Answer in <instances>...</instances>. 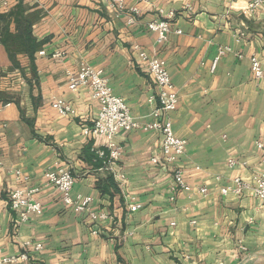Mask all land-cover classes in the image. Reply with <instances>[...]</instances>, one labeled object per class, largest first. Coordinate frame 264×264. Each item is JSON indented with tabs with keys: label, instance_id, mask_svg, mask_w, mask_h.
Segmentation results:
<instances>
[{
	"label": "crops",
	"instance_id": "0c3cea01",
	"mask_svg": "<svg viewBox=\"0 0 264 264\" xmlns=\"http://www.w3.org/2000/svg\"><path fill=\"white\" fill-rule=\"evenodd\" d=\"M5 1L0 13L19 0ZM250 1L124 0L135 15L102 0H22L41 45L33 61L19 54L13 66L0 44V259L26 252L17 264H264V203L250 190L221 192L235 178L250 182L264 156V80L250 69L253 56L264 69V3L248 13ZM155 18L169 19L162 44L146 27ZM134 46L165 64L179 94L169 117L187 142L179 167L190 191L175 186L161 161L151 163L160 157L161 134L138 129L115 137L120 185L109 183L97 155L106 139L82 132L98 105L87 88L67 87L81 64L101 69L141 124L152 121L155 82ZM55 100L75 116L58 113ZM58 168L72 172V194L91 197V211L106 218L92 221L62 203L43 182L44 171ZM17 170L26 180H16ZM19 187L38 189L33 198L44 207L24 224L9 208ZM26 242L43 248L25 250Z\"/></svg>",
	"mask_w": 264,
	"mask_h": 264
},
{
	"label": "built area",
	"instance_id": "2783aa9c",
	"mask_svg": "<svg viewBox=\"0 0 264 264\" xmlns=\"http://www.w3.org/2000/svg\"><path fill=\"white\" fill-rule=\"evenodd\" d=\"M112 7L118 8L124 12V0H102ZM142 1V0H141ZM264 0H251L246 5V12L253 13L262 6ZM0 4L6 7L7 2L0 0ZM127 12L138 14L137 7L126 9ZM125 11V12H126ZM129 24L134 23V18L128 20ZM147 29L155 32L157 35V43L162 44L167 41L170 33L168 18H155L147 23ZM180 34L181 31H176ZM133 53L136 54L137 60L155 82V92L149 98L150 104L156 102V106L152 109L150 117L151 122L141 124L134 118L125 103L124 99L115 96L110 88L108 80L103 75L101 69L93 68L87 64H81L75 74L68 73L67 87L71 92H76L81 88H87L93 100L98 105L97 116L82 128L85 135L92 137L105 138L107 141L106 152L97 151L98 157L103 161L102 168L113 176V179L119 182L123 176L118 172L119 161L121 158V149L114 143L115 137L120 132H131L141 129L143 131L157 132L162 135V141L159 146L160 157H152L151 163L157 165L159 161L171 170L175 186L184 191H190V186L183 179V172L179 167V163L185 154L187 142L178 138L172 127L169 115L177 109L179 102V94L172 83L171 77L167 71L165 64L157 57H149L147 53L138 46L133 47ZM223 52H220L221 55ZM62 54H53L54 58L60 57ZM250 69L252 77L255 81L264 80V69L261 62L256 57L250 59ZM52 107L62 115L75 116V110L62 100H55ZM260 147H263L259 144ZM237 161L230 160L229 166H234ZM261 170L253 176L250 182H246L241 178H235L232 185L221 189L223 194L231 192L235 195L242 194L245 190H250L261 203H264V156L261 159ZM13 175L17 181L26 180V177L20 171H14ZM43 182L46 186L53 187L60 194L62 203L77 213H87L92 221L100 218H106L104 214H95L91 211L90 205L92 198L89 196L73 195L72 189L75 178L69 169L58 168L56 170H46L43 173ZM38 189L16 188L9 195V208L16 213L18 224L27 223L34 217L42 216L44 207L42 203L33 198V194ZM206 189L199 188L198 192L205 194ZM129 211L135 212L138 208L135 204H129ZM93 233H97L94 231ZM32 247L34 251H41L43 244L40 242H26L23 248L26 250ZM242 251L245 249L240 247ZM26 252L19 256H7L0 259V264H17L19 261L27 260Z\"/></svg>",
	"mask_w": 264,
	"mask_h": 264
},
{
	"label": "trees",
	"instance_id": "16d2710c",
	"mask_svg": "<svg viewBox=\"0 0 264 264\" xmlns=\"http://www.w3.org/2000/svg\"><path fill=\"white\" fill-rule=\"evenodd\" d=\"M0 44L13 66H18L17 55L26 54L33 61L34 53L40 48L41 42L32 35V20L22 0L10 11L0 13ZM107 179L111 184L113 176L110 174Z\"/></svg>",
	"mask_w": 264,
	"mask_h": 264
}]
</instances>
